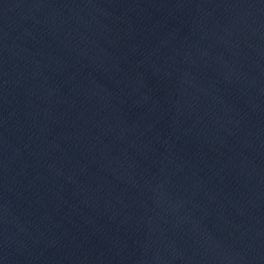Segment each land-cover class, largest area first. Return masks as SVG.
<instances>
[{"label":"water","instance_id":"95a60500","mask_svg":"<svg viewBox=\"0 0 264 264\" xmlns=\"http://www.w3.org/2000/svg\"><path fill=\"white\" fill-rule=\"evenodd\" d=\"M0 264H264V0H0Z\"/></svg>","mask_w":264,"mask_h":264}]
</instances>
